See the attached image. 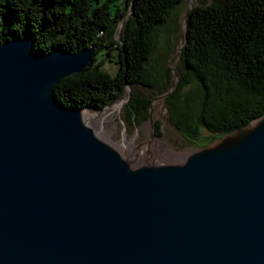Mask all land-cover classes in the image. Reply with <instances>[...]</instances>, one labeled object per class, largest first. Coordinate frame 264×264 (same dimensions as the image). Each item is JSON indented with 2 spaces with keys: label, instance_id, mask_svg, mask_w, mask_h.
<instances>
[{
  "label": "water",
  "instance_id": "obj_1",
  "mask_svg": "<svg viewBox=\"0 0 264 264\" xmlns=\"http://www.w3.org/2000/svg\"><path fill=\"white\" fill-rule=\"evenodd\" d=\"M32 37L0 44V264H264V115L133 167L55 98L96 47L39 53Z\"/></svg>",
  "mask_w": 264,
  "mask_h": 264
},
{
  "label": "trees",
  "instance_id": "obj_2",
  "mask_svg": "<svg viewBox=\"0 0 264 264\" xmlns=\"http://www.w3.org/2000/svg\"><path fill=\"white\" fill-rule=\"evenodd\" d=\"M190 1L178 82L164 100L168 121L201 147L264 115V0H0V44L31 35L39 53L95 46L92 66L62 78L55 98L65 107L102 111L127 86L125 120L138 127L151 104L138 86L161 95L173 85L165 60L181 27L182 6ZM161 36L165 49L158 54ZM113 52L119 64L114 76L97 58ZM187 87L192 96L185 95ZM161 128L156 120V137Z\"/></svg>",
  "mask_w": 264,
  "mask_h": 264
},
{
  "label": "rangeland",
  "instance_id": "obj_3",
  "mask_svg": "<svg viewBox=\"0 0 264 264\" xmlns=\"http://www.w3.org/2000/svg\"><path fill=\"white\" fill-rule=\"evenodd\" d=\"M192 2V1H191ZM194 4V2H192ZM189 4H184L182 6L183 13L187 11ZM182 13V14H183ZM182 20V19H181ZM181 40V30L179 28L178 32L175 34L172 44L173 50L169 56H167L165 62L168 68L172 67L176 69L178 63L179 53L176 51L179 41ZM165 39L163 36L159 38V44L157 47L158 54H162L165 49ZM115 52L111 56H104V53L97 55L99 60L104 59V65L102 70H105L114 76L117 69H119V64L117 63ZM172 74V72H171ZM173 75V74H172ZM171 75V77H172ZM173 77L171 78V82ZM140 93L144 97L151 98V112L149 113L148 119H146L140 126L130 125L126 122L124 116V106L129 98V93L126 90L122 97L125 96V102L122 109L119 112H115L111 117H108L104 127L110 131V135L107 136L96 126L91 120H87L88 125L93 129L94 133L102 140H104L108 145L116 149L122 158L127 160L131 166L138 167L140 164H150V163H168V162H179L192 152L197 149L198 146L195 143L188 141L184 138L181 133L168 121V111L165 104V97H160L153 89L148 87H139ZM185 95H193V87H187L184 90ZM121 98L118 99L120 101ZM117 100L113 102L110 106L118 102ZM107 106V107H110ZM193 111H197L196 104L192 101ZM106 107V108H107ZM105 108V109H106ZM104 109V110H105ZM102 110V111H104ZM102 111H95L94 109H89V113H100ZM154 123L156 120L161 122V137H156L152 139L151 137V124L150 120ZM203 133H206L203 130ZM120 141H124L126 145L119 144ZM168 148L177 154L175 160H165L164 162H159L158 157L161 156L162 149ZM132 156L130 155V153ZM138 156V157H137ZM181 156V157H180Z\"/></svg>",
  "mask_w": 264,
  "mask_h": 264
},
{
  "label": "bare ground",
  "instance_id": "obj_4",
  "mask_svg": "<svg viewBox=\"0 0 264 264\" xmlns=\"http://www.w3.org/2000/svg\"><path fill=\"white\" fill-rule=\"evenodd\" d=\"M124 102H125V96L122 97L120 101L116 102L110 107H107L104 111L100 113H94V112L89 113L88 110H83L81 111L82 118L86 123H87L86 119L91 120L102 131V133L109 136L110 131L104 127L105 122L106 120H108V117H111V115H113L115 112H119L122 109ZM119 144L126 145L124 141H120ZM130 155L132 156L131 153ZM177 156L178 155L175 154L173 151H171L168 148H165V149H162L161 156H159L158 159H159V162H164L165 160H175ZM168 163H173V162H168ZM168 163H165V164H168ZM143 164H140V165H143ZM153 164H159V163H151V165Z\"/></svg>",
  "mask_w": 264,
  "mask_h": 264
}]
</instances>
